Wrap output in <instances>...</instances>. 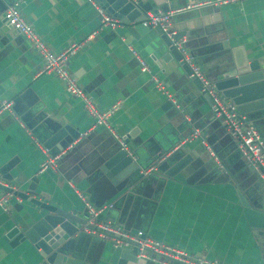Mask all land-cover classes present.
<instances>
[{
	"label": "crops",
	"instance_id": "1",
	"mask_svg": "<svg viewBox=\"0 0 264 264\" xmlns=\"http://www.w3.org/2000/svg\"><path fill=\"white\" fill-rule=\"evenodd\" d=\"M13 1L0 0V103H12L10 112L0 113V181L5 182L0 186L68 212L83 209L77 191L93 206L111 205L98 219L128 234L140 231L186 256L220 264H264V231L247 223L240 202L264 213V186L179 61L162 60L165 50L156 34L151 30L135 40L120 25L99 30L87 0H20L22 18L51 52L80 45L66 69L94 107L104 111L118 104L108 121L127 141L140 176L128 189L115 191L98 167L119 149L117 143L93 127L82 103L56 78L40 73L39 56L4 24L2 13ZM214 2H168L170 11L184 9L170 22L175 33H183V50L211 85L233 68L232 50H240L249 64L264 65V0ZM127 47L144 61L146 72ZM155 80L168 91L170 105L164 106L167 99ZM241 115L264 141V109ZM64 126L78 137L67 146L59 142L61 150L44 148ZM52 160L54 165L38 172L41 163ZM36 218L29 203L8 194L0 208V264L37 263L27 241L10 247L3 239L13 225L28 227ZM83 237L90 241H81L79 255L115 259L109 241Z\"/></svg>",
	"mask_w": 264,
	"mask_h": 264
},
{
	"label": "water",
	"instance_id": "2",
	"mask_svg": "<svg viewBox=\"0 0 264 264\" xmlns=\"http://www.w3.org/2000/svg\"><path fill=\"white\" fill-rule=\"evenodd\" d=\"M94 1L135 40L152 30L165 50L162 60L173 58L179 61L181 70L185 73L198 95L206 105L211 106L208 94L196 79L189 76L187 65L181 61V52L174 46L175 43H179L181 48L185 46L184 43H181L183 33L176 32L169 40L159 28L141 24L144 21L146 12L167 13L172 10L173 6L168 5L171 0ZM225 57H227L226 54L224 59H226ZM232 59L233 68L221 72V76L212 84V89L220 97L234 104L240 114L245 115L255 110H263L264 65L260 66L257 62L249 64L242 52L236 49L232 50ZM164 91L166 94L161 93V95L167 99L166 104H164V106H167L172 102L170 98H167L169 93L165 87ZM77 137L78 134L74 133L70 127L64 126L57 129L43 146L44 148L58 146L57 148L61 150L63 147L58 145L59 142H63L67 146ZM124 141L127 143L126 140ZM98 171V175H103L105 179L115 185V191H120L123 188L128 189L129 184L136 180V175H139L137 163L125 151L118 148L107 154L99 165ZM3 185H5V182ZM0 191L7 194L11 193L20 200L29 203L38 217L28 227L23 228L19 225H13L3 237L10 247L27 241L35 250L36 264H100L99 262H102L101 264H145L144 259L138 258L140 253L133 246L115 248V259H110L107 262L101 261L99 258L89 259L85 254L83 256L79 255V244L83 239H88L83 236H91L84 232V228L89 227L84 209L81 212H68L56 207L53 203H44L40 201L38 196L35 197L26 192L13 191L3 186H0ZM240 202L247 223L264 231V213L251 209L242 199H240ZM88 240L90 241V239ZM170 264L181 263L171 262Z\"/></svg>",
	"mask_w": 264,
	"mask_h": 264
},
{
	"label": "built area",
	"instance_id": "3",
	"mask_svg": "<svg viewBox=\"0 0 264 264\" xmlns=\"http://www.w3.org/2000/svg\"><path fill=\"white\" fill-rule=\"evenodd\" d=\"M93 7V10L98 18L97 29L114 30L117 26V21L110 15L105 13L94 0H87ZM135 2V0H128ZM233 0H216L212 4H226ZM20 0L13 1L2 13V20L6 26L16 31V33L23 39L29 48L39 56L41 60L40 73L50 74L56 78L63 86L65 92L73 98H77L83 105L86 114L93 120V127H100L117 143L119 149L131 156L130 151L126 147L125 138L118 134L115 128L109 123L108 119L118 109V104H112L104 111H100L94 107L90 97L83 92L77 85L74 77L67 71V60L74 55L80 45H71L59 53H53L44 45L38 35L35 33L31 25H29L20 14ZM184 9H176L167 13H151L146 12L143 26L157 27L159 30L171 40L175 35L170 17L174 12H179ZM94 33L87 36L85 40H89ZM174 46L181 52L182 62L185 63L189 69V76L196 79L201 87L208 94L211 100V107L215 117L220 120L226 129L229 137L235 143L239 153L244 161L253 169L257 176V180L264 186V141L256 131V129L244 121L242 115L237 111L234 104L229 100H225L219 96L213 89L212 85L204 79L201 72L190 61V57L180 47L179 43ZM130 54L137 60L138 67L141 72H146L147 66L143 60L139 58L137 53L131 48L127 47ZM155 86L160 93H165L163 85L155 80ZM169 98V95L167 96ZM11 102L0 103V113L10 112ZM197 131H193L192 135L196 136ZM210 153L211 151L207 149ZM62 155V154H61ZM48 165H54L52 161H45L40 164L38 172H42ZM153 170L152 167L143 170L141 173L147 174ZM4 183V182H3ZM0 181V185H3ZM74 194L81 201L83 209L87 215L88 228H84V232L96 237L102 241H109L114 248H128L133 246L140 253L138 257H151L159 264H169L171 262H178L181 264H220L215 261H209L200 258H193L186 256L184 253L175 251L166 247L151 238H148L140 231L134 234H128L119 230L116 226L105 221L101 222L98 218L102 214L111 209V205L96 207L91 205L82 195L77 191ZM7 193L0 195V208L3 209L7 204Z\"/></svg>",
	"mask_w": 264,
	"mask_h": 264
}]
</instances>
